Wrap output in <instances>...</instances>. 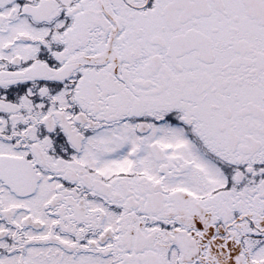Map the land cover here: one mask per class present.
Returning a JSON list of instances; mask_svg holds the SVG:
<instances>
[{
    "label": "snow or ice",
    "instance_id": "6c2138e0",
    "mask_svg": "<svg viewBox=\"0 0 264 264\" xmlns=\"http://www.w3.org/2000/svg\"><path fill=\"white\" fill-rule=\"evenodd\" d=\"M0 264H264V0H0Z\"/></svg>",
    "mask_w": 264,
    "mask_h": 264
}]
</instances>
